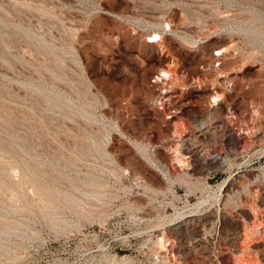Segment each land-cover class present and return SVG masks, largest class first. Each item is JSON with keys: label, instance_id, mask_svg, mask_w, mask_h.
<instances>
[{"label": "rangeland", "instance_id": "rangeland-1", "mask_svg": "<svg viewBox=\"0 0 264 264\" xmlns=\"http://www.w3.org/2000/svg\"><path fill=\"white\" fill-rule=\"evenodd\" d=\"M0 264H264V0H0Z\"/></svg>", "mask_w": 264, "mask_h": 264}, {"label": "bare ground", "instance_id": "bare-ground-1", "mask_svg": "<svg viewBox=\"0 0 264 264\" xmlns=\"http://www.w3.org/2000/svg\"><path fill=\"white\" fill-rule=\"evenodd\" d=\"M147 38H148V40L149 41H151V42H154V41H161V35H160V33H158V32H155V33H152V34H150V35H148L147 36ZM170 73L171 72H169L168 70H162L161 72H160V74L157 76L159 79L160 78H162V77H165V78H167V77H169V75H170ZM172 74V73H171ZM168 79V78H167ZM171 79V78H170ZM219 95H213V100L214 101H218L219 100V98H220V96L218 97ZM231 127V126H230ZM229 130H228V135H233V131H232V129H230V128H228ZM178 158V160H180V163H182L184 160V158L182 159V158H180V157H177ZM182 161V162H181Z\"/></svg>", "mask_w": 264, "mask_h": 264}, {"label": "built area", "instance_id": "built-area-1", "mask_svg": "<svg viewBox=\"0 0 264 264\" xmlns=\"http://www.w3.org/2000/svg\"><path fill=\"white\" fill-rule=\"evenodd\" d=\"M221 61H216L215 64L218 66L220 65ZM169 101V99L165 98V96H160L156 98L155 102L159 104L161 108H164L165 102Z\"/></svg>", "mask_w": 264, "mask_h": 264}]
</instances>
